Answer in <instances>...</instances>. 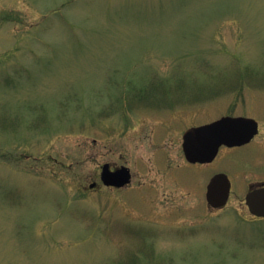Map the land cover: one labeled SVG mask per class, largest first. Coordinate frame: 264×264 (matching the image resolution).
I'll use <instances>...</instances> for the list:
<instances>
[{
    "label": "rangeland",
    "instance_id": "374dc122",
    "mask_svg": "<svg viewBox=\"0 0 264 264\" xmlns=\"http://www.w3.org/2000/svg\"><path fill=\"white\" fill-rule=\"evenodd\" d=\"M223 116L259 135L188 164L184 132ZM263 183L264 0H0V264H264Z\"/></svg>",
    "mask_w": 264,
    "mask_h": 264
},
{
    "label": "water",
    "instance_id": "95a60500",
    "mask_svg": "<svg viewBox=\"0 0 264 264\" xmlns=\"http://www.w3.org/2000/svg\"><path fill=\"white\" fill-rule=\"evenodd\" d=\"M259 133V124L247 117L224 116L211 123L192 127L183 135L185 158L192 164H209L218 156L222 146L240 147L250 143ZM130 168L122 166L112 170L109 164L102 167L101 181L107 187L125 188L132 182ZM96 183L90 185L95 188ZM231 194V182L226 174H217L207 186L206 198L214 209L227 205ZM251 213L264 217V187L247 195Z\"/></svg>",
    "mask_w": 264,
    "mask_h": 264
},
{
    "label": "trees",
    "instance_id": "16d2710c",
    "mask_svg": "<svg viewBox=\"0 0 264 264\" xmlns=\"http://www.w3.org/2000/svg\"><path fill=\"white\" fill-rule=\"evenodd\" d=\"M134 88L137 90V98H142L144 97L145 95L144 94V90L143 88H138V86H134V84L132 83H128L127 86H126V92H125V98L126 99H129V101L131 100H134ZM128 101V100H127Z\"/></svg>",
    "mask_w": 264,
    "mask_h": 264
},
{
    "label": "flooded vegetation",
    "instance_id": "af4514ba",
    "mask_svg": "<svg viewBox=\"0 0 264 264\" xmlns=\"http://www.w3.org/2000/svg\"><path fill=\"white\" fill-rule=\"evenodd\" d=\"M248 145H250V144H248ZM246 146H247V145H246ZM246 146H243V147H235V148L223 147L222 150H223V149L236 150V149L244 148V147H246Z\"/></svg>",
    "mask_w": 264,
    "mask_h": 264
}]
</instances>
